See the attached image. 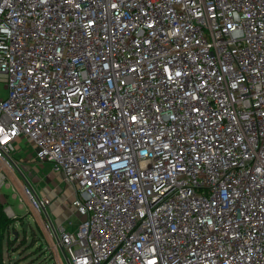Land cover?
Returning <instances> with one entry per match:
<instances>
[{
    "label": "built area",
    "instance_id": "2783aa9c",
    "mask_svg": "<svg viewBox=\"0 0 264 264\" xmlns=\"http://www.w3.org/2000/svg\"><path fill=\"white\" fill-rule=\"evenodd\" d=\"M0 82V191L24 140L70 264H264V0H0Z\"/></svg>",
    "mask_w": 264,
    "mask_h": 264
},
{
    "label": "rangeland",
    "instance_id": "374dc122",
    "mask_svg": "<svg viewBox=\"0 0 264 264\" xmlns=\"http://www.w3.org/2000/svg\"><path fill=\"white\" fill-rule=\"evenodd\" d=\"M7 94L5 84L0 82V99L6 98ZM28 149L30 151L27 154ZM14 156L18 159L19 167L23 169V166L26 165L31 174L24 172V175H22L19 171H16L15 175H13L5 169L8 180L12 182V187L15 191H8L7 202H3V200L1 202L8 209L7 213L11 216L10 218H20V221L17 222L18 229H22L23 222L21 221L24 220L25 225L27 224L26 230L28 232L26 242H23L24 235L20 233L18 243L13 246V256L9 254L5 257V262L6 264H11L13 257L17 254L18 258L13 261L15 264H68L61 248L57 246L56 239H52L46 228L45 217L33 205L22 187L21 181L27 179L39 197L46 196L51 200L48 213L58 231H60V228H64L71 233L77 231L80 219L78 215L76 216L75 209L76 190L71 185H67L62 177L54 172L51 164L35 159V149L27 144H21V140L17 142ZM35 221L40 226V237L34 234V232L39 230L35 225ZM69 221H72V225ZM29 225L31 226L28 230ZM32 226L36 228V231ZM42 245L43 253L40 254L38 252ZM42 254H44L43 257H41Z\"/></svg>",
    "mask_w": 264,
    "mask_h": 264
},
{
    "label": "trees",
    "instance_id": "16d2710c",
    "mask_svg": "<svg viewBox=\"0 0 264 264\" xmlns=\"http://www.w3.org/2000/svg\"><path fill=\"white\" fill-rule=\"evenodd\" d=\"M19 221H20V218L18 217L16 218L8 217L5 211V207L0 201V264H6L5 257H7L9 254L13 256L14 254L12 253L13 246L18 243L20 233H23L24 238L22 240L23 242H26V238H27L26 236H27L28 231L25 229V221L24 220L21 221L23 222L21 230L18 229V227L16 226L17 222ZM35 225L39 230L36 231V228L32 226L33 229L36 231L34 232V234L39 235V232H40L39 223L35 221ZM30 226L31 225L28 226V230L30 229ZM38 237H40V235ZM38 241H39V238H38ZM38 253L40 254L43 253V245H42V248H40ZM43 255L44 254H42L41 257H43ZM17 258H18V255L16 254V256L13 257L11 264H15L13 261H15L14 259H17Z\"/></svg>",
    "mask_w": 264,
    "mask_h": 264
},
{
    "label": "crops",
    "instance_id": "0c3cea01",
    "mask_svg": "<svg viewBox=\"0 0 264 264\" xmlns=\"http://www.w3.org/2000/svg\"><path fill=\"white\" fill-rule=\"evenodd\" d=\"M22 143H24L25 145L27 144L26 143V141H24V140H21V144ZM28 145V144H27ZM30 151V149H28V151H27V154H28V152ZM0 169H1V163H0ZM8 183H9V186L10 187H8V188H4V189H2L1 191H0V201H2L3 200V202H7V196H8V191H12V189H14L13 187H12V182L11 181H9L8 180ZM68 185V184H67ZM73 187V186H72ZM74 188V187H73ZM7 189V190H6ZM75 189V188H74ZM14 196V195H13ZM20 207H22L21 205H20ZM5 211H6V213L8 212V209H6L5 208ZM52 212H54L53 210H52ZM7 215H8V213H7ZM54 215V214H53ZM55 216V215H54ZM76 216H77V214H76ZM8 217H10V215H8ZM65 218H67V217H65ZM70 222H72V221H69V223ZM72 225V224H71ZM16 226H17V224H16ZM60 232V231H59Z\"/></svg>",
    "mask_w": 264,
    "mask_h": 264
},
{
    "label": "water",
    "instance_id": "95a60500",
    "mask_svg": "<svg viewBox=\"0 0 264 264\" xmlns=\"http://www.w3.org/2000/svg\"><path fill=\"white\" fill-rule=\"evenodd\" d=\"M25 181H27V180L25 179ZM43 214H44L46 221L54 228L52 219H51V217H50V215L46 209H44ZM25 229H27V224L25 225ZM61 250H62L64 257L66 258L67 263L70 264L69 261L67 260V257H66L64 250L63 249H61Z\"/></svg>",
    "mask_w": 264,
    "mask_h": 264
}]
</instances>
